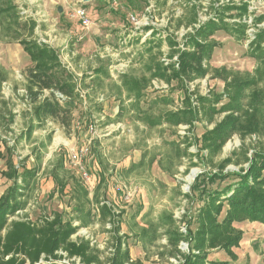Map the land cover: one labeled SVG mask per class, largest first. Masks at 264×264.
Here are the masks:
<instances>
[{
    "label": "rangeland",
    "instance_id": "obj_1",
    "mask_svg": "<svg viewBox=\"0 0 264 264\" xmlns=\"http://www.w3.org/2000/svg\"><path fill=\"white\" fill-rule=\"evenodd\" d=\"M6 1L15 6L20 17L17 23L7 21L3 14ZM228 2L236 5L247 2L249 12L243 18L235 17L236 11L229 12L225 22L247 24V38L264 30V20L255 24L264 16V0H93L87 4L82 0H0V75L5 71L7 76L0 94V200L14 186L15 180L5 176L8 161L20 176L25 170L34 173L25 188L21 186L22 177L18 179L23 194L18 198L25 204L7 216V227L0 236L16 220L39 224L45 217L59 213L65 221L70 220L78 227L72 240L89 242L90 252L97 255L95 264H112L119 247L118 236L125 238L122 250L129 251L130 261L126 264H183L189 253L199 255L198 251H191L187 241L176 247L169 244L168 231L172 227L164 222L165 216L172 215L179 231L187 234L188 220L202 206L199 194L192 191L196 179L219 172V164L228 157L242 160L243 144L248 149V157L263 150L264 133L247 135L244 140L234 135L218 155L210 156L201 143L202 136L225 115L216 116L215 123L202 119L192 126L173 127L164 122L153 125L164 113L179 109L187 91L192 93V104L198 108L197 96L220 95L225 83L209 74L185 86L177 80L167 84L159 78L152 79L154 71L149 72L148 68L155 66L154 63L167 67L173 64L178 68L177 57L170 59L177 49L170 41L184 48L187 36L218 18L219 6ZM82 6L89 14L87 29L72 18L74 11ZM35 20L38 27L34 33L28 26ZM43 39L52 43L62 63L78 74L77 94L87 93L85 98L76 97L73 102L59 100L71 112L69 127L52 119L39 125L33 116L35 106L27 96V72L33 64L20 40ZM212 39L218 46L211 61L204 62V66L226 67L244 74L246 79L256 76L259 64L250 56L249 38L239 40L237 35L220 30ZM106 46L114 62L100 58L98 52ZM100 68L110 72V79L106 77L99 84L101 88L91 90L90 76ZM82 73L89 76L85 83L79 80ZM143 77L151 78L149 85L141 91L139 99L133 94L132 101H127L129 92L123 85L122 89L121 80ZM258 88L264 90V82ZM50 93L45 91L42 97ZM101 95L111 101L118 97L122 102L120 105L109 102L101 107L98 101ZM31 126L33 130L28 133ZM83 148L88 149L82 165L91 173L89 183L83 180L79 167L70 161L71 153ZM60 160L65 171L59 175L68 184L63 192L58 191L51 174ZM98 166L105 175L99 172ZM246 166L232 164L225 172L239 171ZM95 174L100 178L95 179ZM235 180L208 188H223ZM82 190L88 193L83 204L91 211L89 219L83 222L77 216L76 205ZM130 190L136 193L127 204L123 194ZM113 194H117L119 202L115 207L111 203ZM103 204L111 207L114 218L119 217L120 233H115L111 221L102 222L95 217L94 212ZM85 222L87 226L83 225ZM234 226L243 233L239 246L232 248L237 260L232 262L226 252L215 249L208 253L206 262L264 264V225L245 221ZM196 228L193 224L192 229ZM58 256L59 259H50L48 263L85 264L81 257L69 256L63 250ZM44 260L40 263H45Z\"/></svg>",
    "mask_w": 264,
    "mask_h": 264
},
{
    "label": "trees",
    "instance_id": "obj_2",
    "mask_svg": "<svg viewBox=\"0 0 264 264\" xmlns=\"http://www.w3.org/2000/svg\"><path fill=\"white\" fill-rule=\"evenodd\" d=\"M3 4L6 20L17 23L20 17L15 6L10 1ZM219 7L218 18L209 20L188 35L184 48H179L174 41H170L177 47L170 59L177 57L178 68L173 64L167 67L163 64L156 65V63H154L155 66L150 65L148 68L149 72L154 71L151 75L152 79L159 78L167 84L177 80L179 84L185 86L209 74L224 81L225 90L222 94L197 96L198 108L193 106L192 93L187 91L179 109L164 113L153 123L157 125L164 122L173 127L192 126L194 122L202 119L215 123L216 116L225 115L222 121L202 136L201 143L210 156L218 155L234 135H240L244 140L247 135L264 133V90L258 88L264 82V30L259 31L249 44L250 56L259 64L254 78L246 79L244 74L226 67L217 69L207 64L204 66V62L211 61L214 50L218 46V43L212 39L218 31L226 30L230 34L237 35L239 40L248 39L247 24L225 22V15L229 12L236 11L238 14L235 17L238 18L248 14V3L241 2L236 5L234 2H228ZM196 20L195 16L193 21ZM263 20L264 16L256 20L255 24ZM30 27L33 32L34 24ZM20 44L33 64L27 72V96L35 106L33 111L35 120L41 125L47 119H52L64 127H69L71 112L61 106L56 93H61L72 100L77 97L73 74L62 64L59 51L50 45L37 40H20ZM151 78L124 80V86L127 87L130 95L134 94L139 99L141 91L149 85ZM6 79V72L3 71V76L0 75V94L2 83ZM45 91L51 93L50 96L43 98ZM32 130L33 126L28 133ZM242 146V160L228 157L219 164V172L201 175L196 179L192 191L193 194H199L202 206L197 210L195 217L188 220L187 234L179 231L177 221L172 215L165 216L167 219L164 222L172 227V230L168 231L169 244L176 247L180 242L187 241L191 251L199 252V255L193 253L186 255L183 264H233L237 256L232 248L238 247L243 238V233L235 228L234 224L247 221L264 225V149L248 157V149L244 144ZM233 155L236 156V153L234 152ZM232 164L236 166L247 164V166L240 168L239 171L225 172L226 168ZM8 168L5 176L15 181L14 186L0 200V234L7 227V216L15 214L25 204L18 198L23 196L19 190L18 179L22 177L21 186L25 188L30 184L28 178L34 176L33 172L27 170L20 176L11 161H8ZM61 171H65L63 160L58 161L51 172L58 191L63 192L68 184L64 178L60 177ZM232 178L236 179L235 182L223 188L217 187L213 190L208 188ZM87 198L88 193L85 190L77 196L76 205L79 214L77 216L81 222L89 219L91 214V211L83 204ZM99 211L102 222L111 221L114 224L115 233H120V219L114 218L111 207L103 204L99 207ZM193 224L197 225L195 231L192 229ZM83 225L87 226V223ZM77 231L78 227H75L70 220L65 221L63 215L59 213H54L52 217H45L39 224L23 219L16 220L10 223L3 237L0 236V264H56L52 261L48 262L50 259H54L53 261L59 259L58 252L61 250L67 252L69 256L81 257L85 264H95L97 255L90 252L89 242L72 240V236ZM123 238L117 237L116 245L119 247L112 264H126L130 261L129 251L121 248L125 244V238ZM215 249L226 252L232 262L207 263L208 253ZM42 260L45 263H40Z\"/></svg>",
    "mask_w": 264,
    "mask_h": 264
},
{
    "label": "crops",
    "instance_id": "obj_3",
    "mask_svg": "<svg viewBox=\"0 0 264 264\" xmlns=\"http://www.w3.org/2000/svg\"><path fill=\"white\" fill-rule=\"evenodd\" d=\"M82 7H84V6H82ZM59 8H61V7H59ZM86 9V8H85ZM87 11V10H86ZM87 14H88V12H87ZM88 18H89V14H88ZM90 20V19H89ZM78 21V20H77ZM79 22V21H78ZM80 24H81V22H79ZM31 24H34V29H33V32L35 33V31H36V29H37V27H38V22L35 20L34 22H32ZM31 24H29V28H31L30 26H31ZM82 25V24H81ZM82 27L83 28H85V29H87V28H89V27H84L83 25H82ZM51 38V37H50ZM80 40H82V37H80L79 38ZM37 41H41L42 43H45V44H48V45H50L51 47H53L54 49H56L55 48V46L54 45H51L52 43H49V41H47V40H45V39H43V40H37ZM51 41H52V38H51ZM54 42L55 41H57V37L55 36L54 37V40H53ZM109 46H106V47H104V51H102V52H98L99 53V56H100V58H102V59H107V58H110L109 59V62H114V60L111 58V57H113L112 56V54L109 52ZM28 56V55H27ZM60 57V56H59ZM60 60H61V62H62V58L60 57ZM63 64V63H62ZM64 65V64H63ZM65 66V65H64ZM72 74H73V76H74V80H75V83H76V91H77V73L75 72V71H73V70H71L70 68H68L67 66H65ZM110 72L109 71H107V69H98V71L97 72H94L93 73V76H90V79H93V82L91 81H89L88 82V84L90 85V88H91V90H98L99 89V87L101 88V86H99V84L100 83H102V82H104L105 80H106V77H107V80H109L110 78H108L109 76H110V74H109ZM89 75V74H88ZM79 76H82L81 77V79H79L80 80V82H83V83H85L84 81H86L87 80V78L89 77V76H87V74H80ZM100 79H101V82H100ZM87 84V85H88ZM124 86V80L122 79L121 80V84H120V86ZM122 86V89L124 90V87ZM89 88V89H90ZM126 89H127V87H126ZM126 92H127V90H126ZM85 93V92H84ZM128 94V93H127ZM85 95H87V93H85L84 95H80V94H77V97H80V98H85ZM66 97V96H65ZM127 98H126V100L127 101H132V98L133 97H131V95L130 94H128L127 96H126ZM73 102V100L72 99H70V98H68V97H66V99L64 100V102L65 103H67V102ZM98 101H99V103L101 104L100 106L101 107H106V105L109 103V102H112V103H116V102H118L119 103V105H120V103L122 102V99H120V98H118V97H113V99H112V101L111 100H106L105 99V97L103 96V95H101L99 98H98ZM85 104H86V102H85ZM104 118V117H103ZM91 159H93V158H91ZM99 167V166H98ZM100 168V167H99ZM99 172L100 173H103V175H105L104 173V170L102 169L101 170V168H100V170H99ZM99 172H97V173H99ZM97 176H98V178H100V175L99 174H95L93 177L96 179L97 178ZM112 191V190H111ZM138 192V191H137ZM113 193V192H112ZM136 192H134L133 194H135ZM129 194V197L127 198V199H125L124 198V202L125 203H127V202H130L131 201V197H133V194L131 193V190H130V192H127L126 194H123L124 196H126V195H128ZM117 195V194H116ZM115 194H113V201L111 202L112 203V207H115V206H118L119 205V202L116 200V196ZM128 204V203H127ZM96 213V214H95ZM113 213V212H112ZM142 213V212H141ZM143 214V213H142ZM141 214V215H142ZM94 215H95V217H97L98 218V220H100L101 219V213H100V211H98V210H96L95 212H94ZM108 222H110V221H108ZM110 224V223H109Z\"/></svg>",
    "mask_w": 264,
    "mask_h": 264
},
{
    "label": "built area",
    "instance_id": "obj_4",
    "mask_svg": "<svg viewBox=\"0 0 264 264\" xmlns=\"http://www.w3.org/2000/svg\"><path fill=\"white\" fill-rule=\"evenodd\" d=\"M72 18L81 22V24L84 27L90 26V20L88 18L87 11L83 7L77 8L74 11ZM244 22L249 24V22H247V21H244ZM248 38L250 39L248 44H250L254 40L255 36H253L252 38H250V37H248ZM56 96H57L58 100H60V101H63L66 99V97L64 95H62L61 93H56ZM87 153H88V149H85V148L81 149L79 152L74 151L70 155V161H72V163L76 164V166L79 167V171H80L81 176L83 177V180H85V182L89 183L91 181V173H89L88 170L86 168H84V166L82 165V161L87 156ZM128 197H129V194L126 195L125 199H127Z\"/></svg>",
    "mask_w": 264,
    "mask_h": 264
},
{
    "label": "water",
    "instance_id": "obj_5",
    "mask_svg": "<svg viewBox=\"0 0 264 264\" xmlns=\"http://www.w3.org/2000/svg\"><path fill=\"white\" fill-rule=\"evenodd\" d=\"M93 0H82L83 3L87 4L92 2ZM59 12H62V8H59Z\"/></svg>",
    "mask_w": 264,
    "mask_h": 264
}]
</instances>
